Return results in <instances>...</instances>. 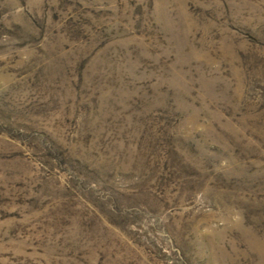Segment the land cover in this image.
Returning <instances> with one entry per match:
<instances>
[{
  "label": "rangeland",
  "instance_id": "1",
  "mask_svg": "<svg viewBox=\"0 0 264 264\" xmlns=\"http://www.w3.org/2000/svg\"><path fill=\"white\" fill-rule=\"evenodd\" d=\"M0 264H264V0H0Z\"/></svg>",
  "mask_w": 264,
  "mask_h": 264
}]
</instances>
